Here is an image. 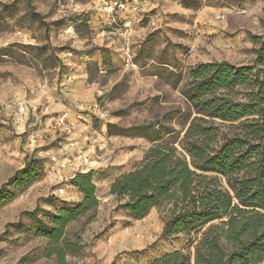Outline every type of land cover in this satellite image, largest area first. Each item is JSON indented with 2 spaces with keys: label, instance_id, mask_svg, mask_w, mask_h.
Returning a JSON list of instances; mask_svg holds the SVG:
<instances>
[{
  "label": "rangeland",
  "instance_id": "374dc122",
  "mask_svg": "<svg viewBox=\"0 0 264 264\" xmlns=\"http://www.w3.org/2000/svg\"><path fill=\"white\" fill-rule=\"evenodd\" d=\"M254 37L264 38V0H0V187L39 170L0 206V264H57L37 232L81 201L72 180L90 171L100 206L69 226L67 264H153L184 251L182 236L163 237L170 207L134 220L110 195L154 145L129 130L160 124L179 147L196 116L183 96L190 70L252 64Z\"/></svg>",
  "mask_w": 264,
  "mask_h": 264
},
{
  "label": "trees",
  "instance_id": "16d2710c",
  "mask_svg": "<svg viewBox=\"0 0 264 264\" xmlns=\"http://www.w3.org/2000/svg\"><path fill=\"white\" fill-rule=\"evenodd\" d=\"M253 41L257 48L250 65L223 61L190 70L183 96L196 116L181 150L167 141L176 139L171 128L151 124L129 130L154 145L133 171L115 179L110 195L134 220L170 207L163 237L182 236L188 243L184 251L166 253L153 264L264 262V38ZM38 177L33 164L17 172L0 187V206ZM93 178V171L78 173L72 186L81 201L59 208L48 227L37 232L47 241L45 255L57 264H67L75 251L69 226L89 214V223L96 217L100 201Z\"/></svg>",
  "mask_w": 264,
  "mask_h": 264
},
{
  "label": "built area",
  "instance_id": "2783aa9c",
  "mask_svg": "<svg viewBox=\"0 0 264 264\" xmlns=\"http://www.w3.org/2000/svg\"><path fill=\"white\" fill-rule=\"evenodd\" d=\"M115 6H117L119 9L123 10L125 9V4L124 3H116ZM224 17L223 16H218V19L221 20L223 19ZM24 108H22V112H24Z\"/></svg>",
  "mask_w": 264,
  "mask_h": 264
}]
</instances>
